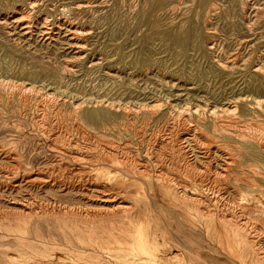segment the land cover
<instances>
[{
  "label": "rangeland",
  "instance_id": "obj_1",
  "mask_svg": "<svg viewBox=\"0 0 264 264\" xmlns=\"http://www.w3.org/2000/svg\"><path fill=\"white\" fill-rule=\"evenodd\" d=\"M88 110L101 112L103 125L87 122ZM219 121L264 138V0H0V264L15 248L1 216L21 219L32 207L91 212L107 196L156 224L155 261L264 260L261 208L247 206L242 218L229 206L264 199V155L220 170L215 146L228 153L244 140L216 133ZM185 162L194 169L183 171ZM183 187L209 202L206 217L175 203ZM213 212L232 217L230 231ZM57 217L33 218L31 233L65 245Z\"/></svg>",
  "mask_w": 264,
  "mask_h": 264
},
{
  "label": "bare ground",
  "instance_id": "obj_2",
  "mask_svg": "<svg viewBox=\"0 0 264 264\" xmlns=\"http://www.w3.org/2000/svg\"><path fill=\"white\" fill-rule=\"evenodd\" d=\"M29 5V4H28ZM76 7L80 6V4H75ZM166 5V4H165ZM67 7V6H66ZM151 7V6H150ZM225 16L226 13H225ZM233 16V15H232ZM29 17V16H28ZM57 18V17H56ZM159 22V21H158ZM67 23V22H66ZM64 24V23H63ZM234 24V23H233ZM232 24V25H233ZM150 28V27H149ZM153 29V28H152ZM235 29V28H234ZM240 29V28H239ZM75 31V30H74ZM151 31V30H150ZM240 31V30H239ZM73 32V31H72ZM153 32V31H152ZM236 32V31H235ZM75 33V32H74ZM226 33V32H225ZM232 33V32H231ZM150 34V33H149ZM231 35V34H230ZM238 35V34H237ZM165 36V35H164ZM170 36V34H169ZM147 37V36H146ZM174 37V36H173ZM168 38V37H167ZM175 39V38H174ZM192 39V38H191ZM166 40V39H165ZM170 40V39H167ZM163 41V40H162ZM165 42V41H164ZM163 42V43H164ZM168 42V41H167ZM181 43V41H176L174 40L173 43ZM193 42V40H191ZM172 44V43H171ZM193 44V43H190ZM215 71V70H213ZM261 76V75H260ZM255 83V82H254ZM250 85V84H249ZM261 86V85H260ZM259 104V102H256ZM160 106V105H159ZM155 107H157L155 105ZM122 112V111H121ZM126 112V110H125ZM129 113L132 114L130 111ZM137 113V112H135ZM147 113V112H146ZM145 115L147 116V114ZM229 113V112H228ZM123 114V113H122ZM127 114V113H124ZM57 116V115H56ZM69 116V115H68ZM101 112L99 111H89L85 112L84 114V119L87 122H96L98 118H100ZM138 116V115H137ZM145 116V117H146ZM217 116V115H216ZM123 117V116H122ZM128 117V116H127ZM56 118V117H55ZM59 118V117H58ZM125 119V117H123ZM57 119V118H56ZM40 120V119H39ZM122 120V119H121ZM126 120V119H125ZM131 120V119H130ZM224 120V119H223ZM229 120V119H228ZM134 121V120H133ZM38 122V121H37ZM131 122V121H129ZM52 123V122H51ZM116 123V122H115ZM121 123V122H120ZM228 123V122H227ZM239 123V122H238ZM250 123V122H249ZM99 124L103 125L102 123V117L99 119ZM130 124V123H129ZM230 124V123H229ZM236 123L234 122V125ZM233 125V124H232ZM233 125V126H234ZM251 125V124H250ZM117 126V125H115ZM121 126V125H120ZM183 126V125H182ZM237 126V125H236ZM262 126V125H261ZM123 127V126H122ZM115 128V127H114ZM113 128V129H114ZM256 128V127H255ZM107 129V127L105 128ZM128 129V128H127ZM195 129L198 132V128L195 126ZM213 129L218 133L219 131L222 134L228 135L229 137L234 136L238 137L242 141L238 147L234 146L232 150H229L228 153L226 150L220 151L219 149L220 146L216 147L215 146V152H213L216 155H219L222 158V163L218 162V165L220 166V170H225V172L230 170L232 167V164H236L237 166H243V163L241 161L237 162L236 160H240L243 157L247 158L249 162H261L262 157L264 155V138L263 140L258 138V134H255L256 136H249L246 138V135L244 136L242 132L239 130H236L234 127L229 126L224 124L222 121H219L217 123V127L213 126ZM244 129V128H243ZM125 130V128H124ZM131 130V129H130ZM129 130V131H130ZM136 130V129H134ZM213 130V132H214ZM126 131V130H125ZM139 131V130H138ZM254 131V130H253ZM264 131V130H263ZM127 132V131H126ZM131 132V131H130ZM246 132V131H245ZM219 133V134H220ZM257 133V132H256ZM246 134V133H245ZM248 135L251 133H247ZM59 135V134H58ZM82 135V133H81ZM120 135V134H119ZM118 135V136H119ZM200 135V134H199ZM203 135V134H202ZM79 136V135H78ZM175 136V135H174ZM218 136V135H217ZM264 136V135H263ZM48 137V136H47ZM80 137V136H79ZM181 137V136H180ZM194 137V136H193ZM198 137V135H197ZM262 137V136H261ZM62 138V137H61ZM69 139V137H67ZM60 139V138H59ZM64 139V138H63ZM71 139V138H70ZM199 139V138H198ZM55 140V139H54ZM222 140V139H221ZM229 140V139H226ZM236 140V139H235ZM52 141V140H51ZM69 141V140H68ZM74 141V140H73ZM171 141V140H170ZM181 141V140H180ZM225 141V140H224ZM54 142V141H53ZM66 142V141H65ZM75 142V141H74ZM77 142V141H76ZM67 143V142H66ZM98 143V141H97ZM216 143V142H215ZM214 143V144H215ZM59 144V143H58ZM219 144V143H218ZM55 145V144H54ZM63 145V144H61ZM71 145V144H69ZM73 145V144H72ZM233 145V144H232ZM82 146V145H81ZM182 146V145H181ZM62 147V146H61ZM74 147V146H73ZM77 147V146H75ZM119 147V145L117 146ZM154 147V146H153ZM186 147V146H185ZM241 147L244 149L242 150ZM70 148V147H69ZM90 148V147H89ZM88 148V149H89ZM152 147H150L151 149ZM158 148V147H157ZM180 148V147H179ZM183 148V147H182ZM223 148V145H222ZM226 148V147H225ZM228 148V146H227ZM146 150V149H145ZM156 150V149H155ZM177 150V148L175 149ZM228 150V149H227ZM94 151H96L94 149ZM147 151V150H146ZM153 151V150H152ZM158 151V150H157ZM117 152V151H115ZM159 152V151H158ZM182 152V151H181ZM101 154L107 155V152L105 150L100 151ZM148 153V152H147ZM153 153V152H152ZM114 154V153H112ZM117 154V153H116ZM127 154V153H126ZM177 155V153H174ZM110 155V153H109ZM121 155V154H120ZM119 155V156H120ZM125 155V154H124ZM154 155V153L152 154ZM158 155V154H156ZM179 155V152H178ZM184 155V154H183ZM123 156V155H122ZM175 156V155H174ZM181 156V155H180ZM185 156V155H184ZM193 156V155H192ZM218 156V157H219ZM114 157V155H113ZM117 157V155H116ZM129 157V156H127ZM132 157V156H131ZM129 157V158H131ZM135 157V156H134ZM160 157V156H159ZM157 157V158H159ZM183 157V156H182ZM186 157V156H185ZM214 157V156H213ZM121 158V157H120ZM156 158V157H155ZM154 158V159H155ZM179 158V157H178ZM145 159H147L145 157ZM113 160V159H112ZM117 160V159H116ZM161 160V159H160ZM189 160V158H188ZM220 160V159H219ZM119 161V159L117 160ZM124 160H122L123 162ZM128 161V160H126ZM134 161V160H133ZM153 161V160H151ZM159 161V160H158ZM175 161H177L175 159ZM187 161V160H186ZM206 161V160H205ZM213 161V160H212ZM112 162V161H111ZM115 162V161H114ZM113 162V163H114ZM150 162V161H148ZM183 162V161H182ZM140 163V162H139ZM158 163V162H157ZM173 163V162H172ZM216 163V164H217ZM245 163V161H244ZM137 164V163H136ZM154 164V163H153ZM163 164V163H162ZM174 164V163H173ZM176 165L178 163H175ZM182 170H190L193 168V163H181ZM115 165V164H114ZM121 165V164H120ZM131 166L133 164L130 163ZM142 165V164H140ZM159 165V164H158ZM157 165V166H158ZM195 165V164H194ZM127 166V165H126ZM156 166V168H157ZM160 166V165H159ZM254 166V165H253ZM138 167V166H137ZM145 167V166H144ZM155 168V170H156ZM176 168V167H174ZM179 168V167H177ZM137 169V168H134ZM149 169V168H147ZM146 169V170H147ZM173 169V168H172ZM194 169V168H193ZM219 169V168H218ZM254 170H263L262 168H259L256 166V168H252ZM177 170V169H175ZM181 170V171H182ZM240 170V169H239ZM250 170V169H249ZM136 171V170H134ZM140 171V170H138ZM145 171V170H143ZM149 171V170H148ZM232 171V170H230ZM235 172V170H233ZM243 171V169L241 170ZM154 172V171H153ZM160 172V171H159ZM196 172V171H195ZM224 172V173H225ZM245 172V171H244ZM252 172V171H251ZM142 173V171H141ZM150 173V172H149ZM162 173V172H160ZM185 173V172H184ZM193 173V172H192ZM218 173V172H217ZM223 173V171H222ZM230 173V172H229ZM250 173V172H249ZM39 174V173H38ZM155 174V173H154ZM183 174V172H182ZM191 174V173H190ZM253 174V173H252ZM142 175V174H140ZM147 175V174H146ZM162 175V174H161ZM160 175V176H161ZM165 175V174H164ZM187 175V174H186ZM202 175V173H201ZM207 175V174H206ZM233 175V174H232ZM238 176L240 174H237ZM245 175V174H244ZM154 176V175H153ZM159 176V175H158ZM159 176V177H160ZM171 176V175H169ZM255 176V175H254ZM25 177V176H24ZM156 177V176H155ZM186 178L188 176H185ZM219 177H222L219 175ZM224 177V176H223ZM241 177V176H239ZM238 177V178H239ZM244 177V176H243ZM246 177V176H245ZM135 178V177H134ZM150 178V177H148ZM192 178H194L192 176ZM207 178V177H206ZM225 178V177H224ZM31 179V178H30ZM37 179V178H36ZM44 179V178H43ZM42 179V180H43ZM185 179V178H184ZM215 179V178H214ZM237 179V178H236ZM235 179V180H236ZM243 179V178H242ZM46 180V179H45ZM157 182L158 181H163L161 178H156ZM177 180V179H175ZM207 180V179H206ZM241 180V179H240ZM249 180V179H248ZM174 181V179H173ZM173 181H169V183H174ZM188 181V180H186ZM190 181V179H189ZM204 181V180H203ZM243 181V180H242ZM246 181V180H245ZM191 182V181H190ZM194 182V181H193ZM192 182V184H193ZM238 183V181H235ZM249 182V181H248ZM13 183V182H12ZM34 183V182H33ZM38 183V182H36ZM179 183V182H178ZM178 183L174 184L177 186H180ZM240 183V182H239ZM243 183V182H242ZM45 184V183H44ZM195 184V183H194ZM250 184V183H249ZM66 185V184H65ZM64 185V186H65ZM200 185V182H199ZM205 185V184H203ZM253 184H250L248 186H252ZM257 185V184H256ZM254 184V187L256 186ZM45 186V185H44ZM51 186V185H50ZM176 186V187H177ZM237 188H239V184H235ZM245 186V185H244ZM247 186V187H248ZM260 186V185H259ZM55 187V186H54ZM63 187V185H62ZM73 187V186H72ZM156 187V185L154 186ZM162 187V184L159 186ZM185 187V186H184ZM183 187V188H184ZM47 188V187H46ZM57 188V187H55ZM76 187H74L75 189ZM96 188V187H95ZM180 188V187H179ZM206 188V187H205ZM204 188V189H205ZM259 188V187H258ZM257 188V189H258ZM262 188V187H261ZM69 189V188H68ZM169 189V188H167ZM175 189V188H174ZM174 189H171L174 190ZM188 189V188H186ZM181 189L178 194H175V203H177L181 207H189L188 210L189 216L192 218L193 212H191L192 207H195L197 211L194 213L197 215L198 213L201 214V217L205 216V214L210 213L209 208V202L206 203L204 201V198L196 193L195 190L192 189V191ZM200 189V188H199ZM203 189V190H204ZM226 190V189H225ZM259 190V189H258ZM100 191V190H99ZM169 191V190H168ZM263 191V190H260ZM170 192V191H169ZM168 192V193H169ZM205 192V191H204ZM221 192V191H220ZM235 192V191H234ZM100 193V192H99ZM219 193V192H218ZM117 194V193H116ZM213 194V193H212ZM222 194V193H221ZM240 194H243L240 193ZM260 194V193H259ZM167 195V194H166ZM215 195V194H214ZM95 196V195H94ZM93 196V197H94ZM113 196H115L113 194ZM112 196V197H113ZM172 196V195H171ZM234 196V195H233ZM116 197V196H115ZM237 197V196H236ZM241 197V196H240ZM239 197V198H240ZM264 196L262 195L261 198ZM114 198V197H113ZM172 198V197H171ZM249 198V197H248ZM247 197L246 198H241L239 200V203L236 204H230L229 206L232 205L234 207H231V212L236 211V215H240L241 217L247 216L248 211L247 206L249 205L254 206L255 208H261V213L264 214V199L257 198L254 200H249ZM255 198V197H253ZM115 199V198H114ZM172 200V199H171ZM207 201V200H206ZM58 202V201H57ZM60 203V202H59ZM52 204V203H51ZM61 204V203H60ZM34 205V204H33ZM40 205V204H39ZM66 205V204H65ZM74 205V203H73ZM67 206V205H66ZM71 206V205H70ZM75 206V205H74ZM39 207V206H38ZM41 207V206H40ZM54 207V206H53ZM226 207V206H225ZM15 208V207H14ZM17 208V207H16ZM18 209V208H17ZM93 209V208H92ZM95 209V208H94ZM8 210V209H7ZM220 210V209H219ZM257 210V209H254ZM253 211V210H252ZM259 211V210H257ZM55 212L52 207H45L38 211V209L35 207H32L27 210H23L19 213L20 216H23L24 218L21 219H15L9 218V215L1 216L2 218V227L5 228V234L4 238H13L14 239V245L15 248H10L7 246V250L2 252V264H170L172 263L171 261H166V262H158L155 261V256L152 258V252L151 250L153 249L152 246L157 245L156 243V233L154 232L153 235L151 236L150 232L152 231L153 228L154 231L156 229V224H153L152 227L148 223H145L141 221L140 219V214L137 213L135 205L129 204V203H123V202H118L116 203L110 196H107L100 205H97V209L91 211V212H83L81 213L79 210L75 209H59L58 214L53 213ZM218 212V211H217ZM217 212L214 213L213 218L211 219L212 221L217 220L218 225H222L223 228L226 230L231 229L230 226L232 225V217L227 216L225 214L223 215H217ZM225 212V211H224ZM223 212V213H224ZM229 212V211H228ZM233 213V212H232ZM244 213V214H243ZM48 215L51 214L52 216L57 215V219H55V222L58 223L60 228L63 230L62 235H64V244L60 242H55L53 240L46 239L42 237L41 235H38V233H35L33 235L31 233L32 230V219L40 217L41 215ZM216 214V215H215ZM228 214V213H227ZM231 214V213H230ZM211 216V214H209ZM209 216V217H210ZM239 216V217H240ZM243 216V217H244ZM11 217V216H10ZM196 217V216H195ZM206 217V216H205ZM241 217L239 219H241ZM242 217V218H243ZM194 218V217H193ZM237 218V217H236ZM196 219V218H195ZM198 219V217H197ZM209 219V218H208ZM248 219V218H247ZM237 220V219H236ZM244 220V219H243ZM1 221V220H0ZM197 221V220H196ZM234 222V221H233ZM248 222V221H247ZM210 223V222H209ZM240 223V222H239ZM249 223V222H248ZM200 224V222L198 223ZM213 224V223H212ZM238 224V223H237ZM246 225V224H245ZM245 225L240 224V229H236L233 231L234 234H236V237L238 233H244L246 230H242L245 228ZM161 226V225H160ZM247 226V225H246ZM264 226V225H263ZM205 227V225H204ZM208 227V226H207ZM221 227V226H220ZM235 227V226H234ZM237 228V227H236ZM34 229V228H33ZM222 229V227H221ZM235 229V228H234ZM246 229V228H245ZM54 230V229H53ZM172 230V229H171ZM35 231V230H33ZM169 231V230H168ZM221 231V230H220ZM259 231V230H258ZM44 232V231H43ZM47 232V230H46ZM166 232V231H165ZM42 233V232H41ZM180 233V232H179ZM76 234L73 240L76 241L74 243L71 240V237H65L67 235H71L72 237ZM167 234V233H166ZM169 234V233H168ZM224 234V232H223ZM222 234V235H223ZM227 234V232H226ZM225 234V235H226ZM208 235V234H207ZM212 235V234H211ZM88 237L89 240L85 244L82 240L81 237ZM224 236V235H223ZM222 236V237H223ZM227 236V235H226ZM49 237V236H48ZM235 237V236H233ZM257 237V236H256ZM69 238V239H68ZM241 238V237H240ZM243 239V238H242ZM244 241V240H243ZM249 241V240H248ZM254 241V240H253ZM242 242V241H241ZM257 242V241H256ZM255 242V243H256ZM261 242V240H260ZM240 243V242H239ZM238 245H241L239 244ZM254 243V242H253ZM254 243V244H255ZM243 244V243H242ZM246 244V241H245ZM260 244V243H258ZM178 245V244H177ZM256 245V244H255ZM254 245V246H255ZM6 246V245H5ZM228 246V245H227ZM237 246V245H236ZM242 246V245H241ZM41 247V250L39 249ZM89 247V248H86ZM179 247V246H178ZM181 247V246H180ZM243 247V246H242ZM241 247V248H242ZM249 247V246H248ZM251 247V246H250ZM253 247V246H252ZM259 247V246H258ZM238 249V248H237ZM262 249V248H261ZM246 249L244 248L243 251ZM251 250V249H250ZM256 250V249H254ZM264 250V249H263ZM55 251H59L57 253H54ZM158 251V250H157ZM252 252V251H251ZM261 251L260 253H262ZM255 253V252H254ZM239 254H241L239 252ZM238 254V255H239ZM243 255V254H242ZM254 255V254H253ZM255 254L254 256H256ZM264 255V254H263ZM175 256V257H174ZM174 259H177L178 256L174 255ZM194 256V255H193ZM247 256V255H246ZM244 256V258H246ZM261 256V255H260ZM165 257V256H164ZM237 257V256H236ZM243 258V257H242ZM106 259V260H105ZM250 259V258H249ZM252 260V259H251ZM260 260V259H259ZM103 261V263L101 262ZM250 261V260H249ZM180 264H186L187 261L182 258L179 261H177ZM203 262V261H202ZM250 264H256L252 261H250ZM257 264H264V260H261L260 262L258 261Z\"/></svg>",
  "mask_w": 264,
  "mask_h": 264
}]
</instances>
